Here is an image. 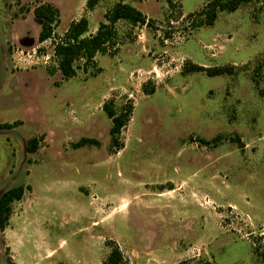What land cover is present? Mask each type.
I'll list each match as a JSON object with an SVG mask.
<instances>
[{"label": "rangeland", "instance_id": "374dc122", "mask_svg": "<svg viewBox=\"0 0 264 264\" xmlns=\"http://www.w3.org/2000/svg\"><path fill=\"white\" fill-rule=\"evenodd\" d=\"M87 1L0 0V125L22 123L0 128V196L31 188L0 231V264H103L107 241L129 264H261L264 0L196 28L186 17L209 0H176L173 11L165 0H100L92 12ZM119 2L153 26L118 28L117 56L100 54L69 80L51 75L58 63L52 42L39 43L34 8L60 10L61 37L84 16L94 31ZM187 64L231 73L185 74ZM110 100L134 105L116 154ZM83 138L101 146L75 149Z\"/></svg>", "mask_w": 264, "mask_h": 264}, {"label": "trees", "instance_id": "16d2710c", "mask_svg": "<svg viewBox=\"0 0 264 264\" xmlns=\"http://www.w3.org/2000/svg\"><path fill=\"white\" fill-rule=\"evenodd\" d=\"M168 4L169 10L173 11L177 8L176 0H165ZM252 0H209L207 4L198 12L190 14L186 17L187 21H191V27L196 28L200 26H214L218 19L220 12H236L241 6L250 3ZM100 0H88L87 11H93L98 6ZM33 14L41 23V30L39 33V43L43 44L47 41L52 42L54 49V58L57 60V69L49 70L51 75L55 72H60L63 79L69 80L77 76L78 70L87 72L90 68H96V57L100 54L117 56L120 48L119 44L122 42L118 32L117 24L126 23L130 27V31L137 27L151 28L154 20L149 19L141 11L124 2L116 3L105 13V23H101L95 34H89V20L87 17H82L79 20L73 21L65 34L58 37L55 33L56 28L60 25V10L53 4H39L33 10ZM198 16V17H197ZM183 15L179 16L182 18ZM197 18H201L198 22ZM83 62L82 67L78 63ZM261 66L255 69V72L260 74ZM207 72L209 76H222L231 73L230 68H206L195 64H187L184 67L183 73L193 74ZM255 81V79H254ZM255 83H257L255 81ZM258 85V83H257ZM146 95L155 93V89H149L147 85L143 86ZM261 98L264 99V89L259 91ZM103 111L111 120L112 126L110 129V150L113 154L118 153L124 148V143L120 137L124 129L127 128L131 122L134 105L132 102L127 103L120 111L114 107L113 101H107L103 105ZM21 122L14 124H2L1 129L13 130L21 126ZM44 137L40 139L34 138L28 141L27 151L34 154L39 149V141H43ZM218 139H215L216 142ZM204 146L210 144L206 140H201ZM75 149H80L86 146L100 147V141L96 139L83 138L75 143ZM0 167H1V152H0ZM30 187L19 185L13 187L0 196V231L5 232L9 227L13 215V206L15 203L24 199L27 190ZM106 246L111 249L109 256L103 264H129L124 258L119 246L113 241H107ZM255 254L261 264H264V251L260 249L255 250Z\"/></svg>", "mask_w": 264, "mask_h": 264}, {"label": "crops", "instance_id": "0c3cea01", "mask_svg": "<svg viewBox=\"0 0 264 264\" xmlns=\"http://www.w3.org/2000/svg\"><path fill=\"white\" fill-rule=\"evenodd\" d=\"M143 1V0H142ZM100 3V2H99ZM90 12H92V11H90ZM88 17H89V15H88ZM149 17V16H148ZM82 18V17H81ZM80 19V18H79ZM79 19H77V20H79ZM128 27V25H126V23H123V22H121V23H118L117 24V28H120L121 30H124L125 28H127ZM98 30V28H96L94 31H89V34H95V32Z\"/></svg>", "mask_w": 264, "mask_h": 264}]
</instances>
